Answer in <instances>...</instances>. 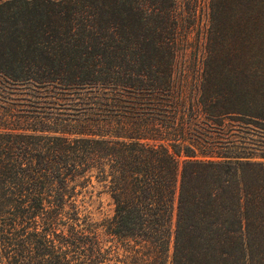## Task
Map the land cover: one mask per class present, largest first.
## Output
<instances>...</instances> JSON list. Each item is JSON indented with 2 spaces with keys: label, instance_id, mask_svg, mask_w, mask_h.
<instances>
[{
  "label": "trees",
  "instance_id": "trees-1",
  "mask_svg": "<svg viewBox=\"0 0 264 264\" xmlns=\"http://www.w3.org/2000/svg\"><path fill=\"white\" fill-rule=\"evenodd\" d=\"M4 84L0 264H264V0H0Z\"/></svg>",
  "mask_w": 264,
  "mask_h": 264
},
{
  "label": "rangeland",
  "instance_id": "rangeland-1",
  "mask_svg": "<svg viewBox=\"0 0 264 264\" xmlns=\"http://www.w3.org/2000/svg\"><path fill=\"white\" fill-rule=\"evenodd\" d=\"M205 25L206 22H204V25H201L202 27H199L201 30L196 28V30L193 31L191 38L192 44L183 50L179 58L176 77L179 80L183 78H185V80L187 79L186 84L189 86L196 84L200 78V63L203 58L205 44ZM0 88L9 91L6 89L8 88L6 84L0 85ZM1 94L4 93L0 91V95ZM7 97L10 96L7 95ZM6 101L8 104L15 103L14 105H18L14 106L17 109L22 108V104H20V102H14L10 100ZM0 104H3L1 100ZM26 104L31 103L26 102ZM85 186L87 187L83 190L84 194L80 197V200L84 201L83 205L86 209V213L89 214L93 223H95L96 226L99 227V231H101V225L104 220L110 218L114 213L113 201L106 190V186L97 182L95 179H93L91 183H85Z\"/></svg>",
  "mask_w": 264,
  "mask_h": 264
}]
</instances>
